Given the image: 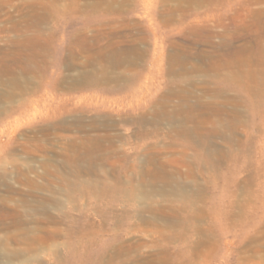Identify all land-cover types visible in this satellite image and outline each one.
Listing matches in <instances>:
<instances>
[{
    "label": "rangeland",
    "instance_id": "374dc122",
    "mask_svg": "<svg viewBox=\"0 0 264 264\" xmlns=\"http://www.w3.org/2000/svg\"><path fill=\"white\" fill-rule=\"evenodd\" d=\"M44 14L0 75V264H264V0H0V49Z\"/></svg>",
    "mask_w": 264,
    "mask_h": 264
},
{
    "label": "bare ground",
    "instance_id": "6f19581e",
    "mask_svg": "<svg viewBox=\"0 0 264 264\" xmlns=\"http://www.w3.org/2000/svg\"><path fill=\"white\" fill-rule=\"evenodd\" d=\"M45 18H46L45 14L39 16L37 19L35 18L34 23L36 26L34 28L36 29L35 30L36 32L34 34L30 33L31 36H27L24 42L20 43L21 41L16 39H13L12 43L9 42V45H13L12 46L13 49L11 50L12 53L10 54V56L7 54L6 50L0 49V52L2 53V57L0 58V75L8 74L9 76L8 84L11 86V92H10L11 94H15V93L22 94L25 88L23 86L24 84H22L21 82L22 80L19 81L18 80L19 78L17 79L18 76L14 75L16 73L15 69L17 66L19 71L21 70L25 74H34L33 77L30 78H34L36 75L35 73L40 72L41 69L40 60H43L44 54L47 53V48H48L47 38L44 37L45 33L40 27V22L45 21ZM27 50H29L28 53ZM22 60H24V65L21 62ZM30 60L33 62H31ZM77 76L78 75L74 76L73 79H75ZM87 76L88 74H82L81 77L86 79ZM32 80H26V81L28 83H32L33 82ZM156 173L158 174V170H156ZM159 176L163 177V179L167 181L165 179L166 173L164 171L160 172Z\"/></svg>",
    "mask_w": 264,
    "mask_h": 264
}]
</instances>
